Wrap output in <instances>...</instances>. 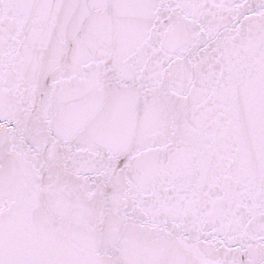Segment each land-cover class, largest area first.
Returning a JSON list of instances; mask_svg holds the SVG:
<instances>
[{
  "label": "snow or ice",
  "instance_id": "6c2138e0",
  "mask_svg": "<svg viewBox=\"0 0 264 264\" xmlns=\"http://www.w3.org/2000/svg\"><path fill=\"white\" fill-rule=\"evenodd\" d=\"M0 264H264V0H0Z\"/></svg>",
  "mask_w": 264,
  "mask_h": 264
}]
</instances>
